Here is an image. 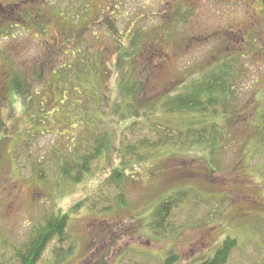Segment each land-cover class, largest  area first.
I'll return each instance as SVG.
<instances>
[{"label": "rangeland", "instance_id": "374dc122", "mask_svg": "<svg viewBox=\"0 0 264 264\" xmlns=\"http://www.w3.org/2000/svg\"><path fill=\"white\" fill-rule=\"evenodd\" d=\"M136 30L144 37L143 52L155 59L138 66L145 105L131 128L111 115L113 104L106 113L108 99L97 115L95 102L102 107L106 96L121 99L122 79L114 68L119 60L113 57ZM233 48L243 53L235 54L243 80L234 86L230 110L238 137L230 135L231 127L206 161L203 147L190 149L194 136L183 139L187 129L201 126L187 115L167 114L171 105L161 104ZM84 64L90 74L80 82L57 72ZM14 77L29 84L32 113L38 103L48 111L60 106L63 99L51 104L50 96L59 86L63 91L61 80L75 83L79 92L80 83L91 85L94 97L85 105L89 97L67 91L72 103L82 105L75 108L82 115L69 121L58 115L40 128L30 122L22 98L14 105L0 102V264H18L17 249L55 215L67 217L66 237L52 240L38 264H165L170 255L179 257L172 264H201L228 238L236 245L227 264H264V136H256L264 112L262 0H0L1 99L10 98ZM60 109L67 114L68 107ZM205 121L209 127L218 119ZM221 122L223 127V114ZM94 128L98 135L108 131L114 148L79 184L68 182L59 172L62 160L74 162ZM166 136L170 144L141 148L146 138L156 143ZM133 146L142 160L124 157L121 151ZM123 162L128 176L117 185L109 178L124 169ZM183 191L188 196L167 218L166 231H155L156 207ZM122 194L125 205L119 203Z\"/></svg>", "mask_w": 264, "mask_h": 264}, {"label": "trees", "instance_id": "16d2710c", "mask_svg": "<svg viewBox=\"0 0 264 264\" xmlns=\"http://www.w3.org/2000/svg\"><path fill=\"white\" fill-rule=\"evenodd\" d=\"M262 4H264V0H262ZM2 22H5L3 20ZM1 22V23H2ZM239 32H242L241 30H238ZM241 38L243 35H240ZM144 39L143 34L140 30H136L132 34V37L130 38L128 45L123 46L122 49H119L115 55L114 60L116 57L118 58L119 62L114 64V68L117 69V71L120 73L119 76H121V81L119 84V96H121V99L117 101L114 99L113 101L109 96H106L103 98V105H99V101L96 100V115L100 113V111L105 107V105H108V100L110 101V104L107 106L106 113L108 114V110H111V104H113L111 115L120 122H123L124 124H128L131 122L129 127H134L137 122L136 119L140 116L138 113L139 106L143 107L145 104L140 100L141 96L143 95L142 92H145V86L143 81L139 80V71L138 66L140 65H147L152 63L151 61H154L155 58L154 54H149L151 51L143 52V45L142 40ZM234 37L232 38V41H234ZM242 41L244 39L242 38ZM239 50H241V47L237 46ZM242 51V50H241ZM101 54H105L103 50H99ZM239 53L237 49L233 48L232 52L225 54L222 57H218L219 59L223 60L220 64H218L217 67L211 68L210 71H204L200 74L199 79L194 78L193 84L186 87V89L177 94L175 97L169 98L165 97L163 103L161 104L164 109V105H171L167 106V109L170 110V112H167L171 114H182L187 115L192 119V121L196 122V124L200 125L201 128L195 129H187L186 136H184L183 139H186L188 136H194V141H192L191 148H201L203 147V150L205 149V156L208 158L214 157L219 151L218 145H223V140L226 139V135L228 136V131L231 130V127L233 128L232 119L235 117L231 113L232 104L234 100L236 99V95L234 94V86L237 82H240L243 80L241 68L238 69L237 63H235L237 57L235 54ZM243 53H239V55H242ZM156 56V55H155ZM91 61V60H89ZM88 60L86 62H89ZM213 64V63H212ZM211 64V65H212ZM152 66V65H151ZM75 66H65L61 71H57L60 75L63 74V77L67 80V76L73 79H76V81H81L82 76H85L86 78L90 74L89 67L87 64H84V67L82 68H74ZM84 69V75H82ZM57 70V69H56ZM73 70V73H72ZM138 73H137V72ZM76 75H75V73ZM101 74V69L98 73ZM98 75V76H99ZM62 77V75H61ZM241 78V80H240ZM62 82V89L61 92L60 86L58 87L57 91L52 93L50 96V103L52 104V101L60 100L58 99V96L62 98L63 100L60 101V106L65 105L68 107L67 114H62V109H60V106H57V108L48 111L45 110L43 104L38 103V107L36 110L32 113V108L30 107L32 104V98L30 96V86L26 81L22 80L19 77H14L11 86L8 89L10 98L8 99V95L4 96L2 99L0 97V102L7 103L9 100H11L12 105L15 104V102L18 101V99L22 98L24 100V110L25 112H30L32 115L30 116V122L34 123V127H43L47 124H50L52 122V117L55 116H62L63 119H66V121H69L72 117H77V114H81L80 111L76 112L75 108L76 106L81 105L80 102L72 103L71 99L76 98V96L80 95L81 98L89 97L88 99H85V105L86 102H90L91 97L93 96V89L91 85H83L80 83V88L82 91L79 92L77 85L73 83V85H69ZM64 85H67L65 87ZM71 87L72 91L69 89ZM89 89L90 91H88ZM95 97H100L99 89L95 88ZM73 92V98H70L69 93ZM68 95H64V93ZM101 93V92H100ZM84 96V97H83ZM118 96V97H119ZM52 98V99H51ZM5 99V100H4ZM108 99V100H107ZM83 100V99H82ZM101 100V99H99ZM140 103V104H139ZM90 104V103H89ZM95 104H92L93 107ZM55 106V103L53 104ZM82 106V105H81ZM264 109V108H263ZM89 111V110H88ZM87 111V112H88ZM83 113V115L87 116L88 113ZM222 114L225 115V123L222 126L220 124L222 123ZM103 115V114H102ZM139 115V116H138ZM215 118L218 119V121H214V125L207 127L205 119ZM99 119H103L102 117ZM79 120L82 121V123H90L89 118H83L82 116L79 117ZM261 125L257 126V135L264 136V112L260 118ZM98 121V119H97ZM121 123V125L123 124ZM2 126L5 128V124L2 121ZM95 129V128H94ZM235 129L233 128V131L230 133H234ZM7 132V130H5ZM93 135H89V138H84L82 141V145L80 147H77L80 149L78 150L77 159L73 162L71 159L66 158L62 160V164L60 165L59 172L61 173V176L63 179L67 180L68 182H71L73 184H79L86 175H90L92 172V169L95 165V163L98 160L103 159L104 157H108V152H110L111 148H114V140L110 133L107 131V133H104L98 135L99 133L98 128L95 129L93 132ZM242 132H239V135ZM234 135V134H232ZM238 135H234V138L236 139ZM164 140L163 142H154L150 139H144L143 143H141V148H158L162 147L164 145L170 144V141L165 142L168 137H162ZM86 139H88L86 141ZM180 140V144L184 146V140ZM230 139V137H229ZM238 139H241L240 137ZM264 142V141H263ZM179 144V145H180ZM170 146V145H169ZM138 147L133 146L130 149L126 148V153L121 151L124 154V157L127 159V156H138L139 158V152ZM205 159L206 161L209 160ZM137 160V162H138ZM142 160V159H141ZM122 166L124 169H116L114 170L109 178V181L114 182V184L121 183L125 177L128 176V167L127 164L124 162L122 163ZM188 196L187 191L183 192H176V197L166 198L162 203L156 207V209L153 212V222L152 226L155 231H166V220L169 216H171V212L180 206V204L183 202V200L186 199ZM119 203L122 205H125L127 203V200L125 196L120 195L119 196ZM81 207V204L78 205L77 209ZM67 226V217L65 216H53L50 217L43 226L38 227V230L34 231V234L32 235L31 239L27 244H25L21 249H17L16 258L18 264H38L47 250L48 246L50 245L51 241L58 238H64L66 235L63 234L64 229H66ZM40 228V229H39ZM64 240V239H63ZM236 241L228 238L224 241V243L218 248L215 256L212 259H208L205 262L201 264H227L231 252L233 251V248L235 247ZM179 261V257L177 255H170L168 260L165 264H172L177 263Z\"/></svg>", "mask_w": 264, "mask_h": 264}, {"label": "flooded vegetation", "instance_id": "af4514ba", "mask_svg": "<svg viewBox=\"0 0 264 264\" xmlns=\"http://www.w3.org/2000/svg\"><path fill=\"white\" fill-rule=\"evenodd\" d=\"M233 35H235V32H233ZM233 38V37H232Z\"/></svg>", "mask_w": 264, "mask_h": 264}]
</instances>
